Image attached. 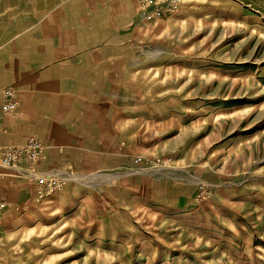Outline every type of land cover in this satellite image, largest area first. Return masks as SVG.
<instances>
[{
  "label": "rangeland",
  "instance_id": "obj_1",
  "mask_svg": "<svg viewBox=\"0 0 264 264\" xmlns=\"http://www.w3.org/2000/svg\"><path fill=\"white\" fill-rule=\"evenodd\" d=\"M57 1L33 34L66 47L73 37L66 60L81 65L96 50V153H71L85 139L61 138V162L48 165L52 143L0 138L38 140L34 171L61 183L37 198L34 184L3 171L0 264H264V0ZM10 5L0 1V70L6 61L14 71L33 62L24 40L10 46L25 37L11 31ZM15 88L0 86L1 136ZM67 189L80 201L52 206Z\"/></svg>",
  "mask_w": 264,
  "mask_h": 264
},
{
  "label": "crops",
  "instance_id": "obj_2",
  "mask_svg": "<svg viewBox=\"0 0 264 264\" xmlns=\"http://www.w3.org/2000/svg\"><path fill=\"white\" fill-rule=\"evenodd\" d=\"M0 1L5 3L6 0ZM7 1L11 3L10 10L13 21H8V24L11 27L14 26L11 29L12 33L14 30L21 29L18 33L20 32V34L25 35V37L17 38L18 40L14 38L15 40H13L10 46L14 47L15 44L18 46L17 42H23L24 40V56L27 59L31 58L33 66L28 67V65L24 64V67H16L14 71H10L6 61L2 62L0 86L7 81L13 82L16 87L15 89L18 91L19 98L14 118L4 117L7 133L3 136L0 135V138L7 143H19L25 136L32 135L52 143L51 145L49 144L46 158L43 160L48 165L61 162L60 152L54 149V144L60 142L61 138L63 142L68 144L69 141L65 139L69 137L78 136L84 138L85 140L74 147L71 153L75 152V154H80L81 156L95 154V151H90V145L93 139L96 138L95 131L92 133L90 126V122L95 121V117L91 119L90 113H95L97 106L96 93L97 79L99 80V78L96 68V50L88 52L89 64L81 65L75 60H66L70 58L69 56L73 57V53H75L72 50L73 37L68 38V42L72 43H69L67 47L65 46V37H37L39 35L34 37L33 27L37 22L33 23L32 20L34 13L32 12L33 0ZM47 1L46 3L34 1L36 6L35 14L38 15L37 21H39V24H42V21L47 16L49 6L52 3H57L55 4L56 7L59 6L57 0L51 3H49V0ZM22 8L24 11L21 10ZM40 9H43V11L39 12ZM60 18L63 19V15ZM8 35L10 36L11 34ZM2 38L4 37H0V41L6 40V38ZM89 40L91 41V39ZM93 41L95 40L93 39ZM33 47L36 49L34 53ZM65 48L69 54L65 53ZM1 55H6L3 49H1ZM11 56L20 57L22 54L16 53L15 50ZM77 104L80 107H85L84 111L86 112V114L84 112V115L78 119L69 115V109H60L62 107L77 106ZM73 131L77 133L74 134ZM50 146L52 147L50 148ZM89 158H91L90 160H94L92 155ZM77 185V183H72L73 191ZM58 194L53 199H50L49 202L52 206L55 203L56 206L60 207L65 202L74 201L75 198L78 199L80 196L68 189ZM78 201L80 200L78 199ZM74 207V205L72 207L68 206L59 217H68L66 213H70L71 211L73 214L76 211Z\"/></svg>",
  "mask_w": 264,
  "mask_h": 264
},
{
  "label": "built area",
  "instance_id": "obj_3",
  "mask_svg": "<svg viewBox=\"0 0 264 264\" xmlns=\"http://www.w3.org/2000/svg\"><path fill=\"white\" fill-rule=\"evenodd\" d=\"M1 110L8 111V105L4 104ZM42 153L43 146L35 139H29L21 147L0 145V169H13L24 181L34 184L37 198L48 196L61 188V183L51 181L49 173L34 171L33 164L41 158Z\"/></svg>",
  "mask_w": 264,
  "mask_h": 264
},
{
  "label": "bare ground",
  "instance_id": "obj_4",
  "mask_svg": "<svg viewBox=\"0 0 264 264\" xmlns=\"http://www.w3.org/2000/svg\"><path fill=\"white\" fill-rule=\"evenodd\" d=\"M14 109H15V107H14ZM42 144V143H41ZM16 169H18V168H16ZM6 169H0V174H1V177H2V175H3V171H5Z\"/></svg>",
  "mask_w": 264,
  "mask_h": 264
}]
</instances>
